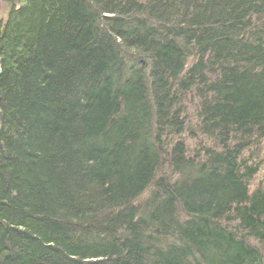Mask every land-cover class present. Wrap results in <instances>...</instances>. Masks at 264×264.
I'll list each match as a JSON object with an SVG mask.
<instances>
[{"label":"trees","instance_id":"1","mask_svg":"<svg viewBox=\"0 0 264 264\" xmlns=\"http://www.w3.org/2000/svg\"><path fill=\"white\" fill-rule=\"evenodd\" d=\"M0 2V264H264V0Z\"/></svg>","mask_w":264,"mask_h":264},{"label":"rangeland","instance_id":"2","mask_svg":"<svg viewBox=\"0 0 264 264\" xmlns=\"http://www.w3.org/2000/svg\"><path fill=\"white\" fill-rule=\"evenodd\" d=\"M6 12H7V9H6L5 4L0 2V24H2L3 21L5 20Z\"/></svg>","mask_w":264,"mask_h":264},{"label":"water","instance_id":"3","mask_svg":"<svg viewBox=\"0 0 264 264\" xmlns=\"http://www.w3.org/2000/svg\"><path fill=\"white\" fill-rule=\"evenodd\" d=\"M1 71V70H0Z\"/></svg>","mask_w":264,"mask_h":264}]
</instances>
